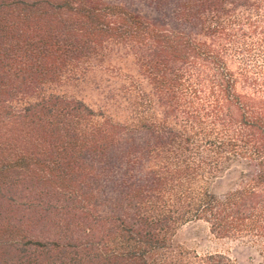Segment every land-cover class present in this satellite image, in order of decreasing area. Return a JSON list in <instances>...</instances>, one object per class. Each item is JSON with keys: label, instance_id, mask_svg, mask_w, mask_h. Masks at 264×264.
Listing matches in <instances>:
<instances>
[{"label": "trees", "instance_id": "16d2710c", "mask_svg": "<svg viewBox=\"0 0 264 264\" xmlns=\"http://www.w3.org/2000/svg\"><path fill=\"white\" fill-rule=\"evenodd\" d=\"M114 49L124 119L54 89ZM193 220L264 243V0H0V264H239Z\"/></svg>", "mask_w": 264, "mask_h": 264}, {"label": "rangeland", "instance_id": "374dc122", "mask_svg": "<svg viewBox=\"0 0 264 264\" xmlns=\"http://www.w3.org/2000/svg\"><path fill=\"white\" fill-rule=\"evenodd\" d=\"M131 80L148 89L147 81L139 74L133 55L123 49H114L102 65L91 66L77 79L63 82L54 89L67 96L82 99L92 108L101 109L115 119H124L125 113L118 106L123 101L126 83ZM235 181L236 173L226 171L214 179L209 188L221 194L230 189ZM174 240L180 247L190 252L197 254L221 252L239 264H258L264 261L262 241L247 237H217L211 233L208 224L203 220L182 224Z\"/></svg>", "mask_w": 264, "mask_h": 264}]
</instances>
